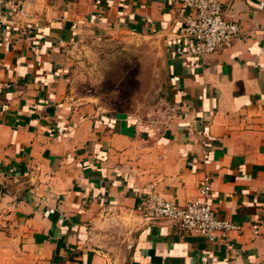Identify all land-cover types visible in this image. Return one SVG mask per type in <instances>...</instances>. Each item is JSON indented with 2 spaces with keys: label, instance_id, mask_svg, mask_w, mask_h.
I'll return each instance as SVG.
<instances>
[{
  "label": "crops",
  "instance_id": "crops-1",
  "mask_svg": "<svg viewBox=\"0 0 264 264\" xmlns=\"http://www.w3.org/2000/svg\"><path fill=\"white\" fill-rule=\"evenodd\" d=\"M181 1L0 0V264H264V0H219L240 35L201 57ZM123 35L165 47L150 118L67 94L70 49ZM204 174L241 227L226 241L142 218L149 197L197 199Z\"/></svg>",
  "mask_w": 264,
  "mask_h": 264
},
{
  "label": "rangeland",
  "instance_id": "rangeland-1",
  "mask_svg": "<svg viewBox=\"0 0 264 264\" xmlns=\"http://www.w3.org/2000/svg\"><path fill=\"white\" fill-rule=\"evenodd\" d=\"M165 47L159 38L91 39L70 49L67 94L104 114L142 120L158 113L165 95Z\"/></svg>",
  "mask_w": 264,
  "mask_h": 264
},
{
  "label": "built area",
  "instance_id": "built-area-1",
  "mask_svg": "<svg viewBox=\"0 0 264 264\" xmlns=\"http://www.w3.org/2000/svg\"><path fill=\"white\" fill-rule=\"evenodd\" d=\"M179 16L181 32L189 39L190 53L195 56L228 48L240 35L238 25L225 20L219 0H182ZM197 193V199L185 204L149 197L144 202L142 218L148 223L170 221L180 230L198 234L210 242L226 241L228 233L241 230L239 225L214 213L208 175L198 180Z\"/></svg>",
  "mask_w": 264,
  "mask_h": 264
}]
</instances>
